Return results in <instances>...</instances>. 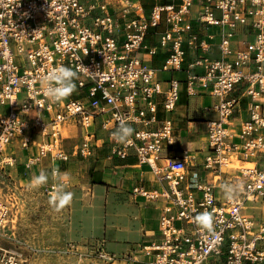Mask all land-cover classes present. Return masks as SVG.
Instances as JSON below:
<instances>
[{
    "label": "built area",
    "instance_id": "built-area-1",
    "mask_svg": "<svg viewBox=\"0 0 264 264\" xmlns=\"http://www.w3.org/2000/svg\"><path fill=\"white\" fill-rule=\"evenodd\" d=\"M160 1L144 9L129 0L115 3L121 8L111 0H0V170L19 164L27 174L64 172L71 156L83 162L93 156L102 132L111 155L124 158L132 149L163 185L141 192L162 204L159 240L138 247L147 264H264V223L247 212L264 203V0ZM149 35L155 44L146 42ZM159 52L166 53L161 71L182 72L183 81L157 78L145 56ZM60 65L87 69L78 71L71 96L50 103L42 80ZM182 86L187 96L201 89L215 99L204 108L215 114L206 121L210 153L203 168L210 182L197 172L188 179L190 156L165 147L174 144L170 115ZM243 104L246 118L236 131L231 119ZM117 117L134 129L131 143L113 139ZM70 127L85 132L67 151L63 132ZM223 151L251 166L227 167ZM43 160L49 165L42 167ZM224 184L237 186L233 199ZM205 211L213 216L212 232L195 220Z\"/></svg>",
    "mask_w": 264,
    "mask_h": 264
},
{
    "label": "rangeland",
    "instance_id": "rangeland-1",
    "mask_svg": "<svg viewBox=\"0 0 264 264\" xmlns=\"http://www.w3.org/2000/svg\"><path fill=\"white\" fill-rule=\"evenodd\" d=\"M211 105L208 101L203 107ZM84 132L81 128L65 129V149L70 151ZM103 135L98 132L99 137ZM15 154L18 162L23 159L20 151L16 150ZM236 157L237 167L249 166L242 163L239 154ZM190 161L188 158L185 162L186 171ZM47 163L43 160L41 166ZM93 164L92 157L83 162L79 156H71L65 190L74 193V197L72 203L60 211L49 203L46 189L49 181L40 188H30L33 173H25L21 165L17 164L11 172L0 170V264H113L103 255H114L112 248L123 243L118 234L121 227L126 222L130 228L137 219L121 197L107 198L104 192L92 188L95 182L92 174L97 172L93 171ZM249 206L253 207L247 212L264 223V203ZM125 242L130 243L132 239Z\"/></svg>",
    "mask_w": 264,
    "mask_h": 264
},
{
    "label": "crops",
    "instance_id": "crops-1",
    "mask_svg": "<svg viewBox=\"0 0 264 264\" xmlns=\"http://www.w3.org/2000/svg\"><path fill=\"white\" fill-rule=\"evenodd\" d=\"M120 1L124 3L123 0H115L111 1V3L114 8H121L119 4L115 5V3H120ZM129 1L134 5L140 4L144 9H148L154 4V0ZM162 1H160V3ZM162 30L163 27L161 26L158 31ZM210 31L219 32V30L215 28H212ZM146 42L151 45L155 44V37L149 35ZM210 55L216 57V50L214 49ZM165 56V52H159L152 58L145 56V59L156 70L157 78L160 80H165L173 76L183 81L184 74L182 72L171 73L161 71ZM164 86L165 84L162 83V87ZM208 101L213 103L215 99L207 95L201 89H197L196 95L187 96L182 86L175 111L170 115L173 122L172 136L174 144L165 147L173 156L182 157L183 152L190 156V168L187 171V177L190 180L194 172H197L201 181L210 182L212 179V175L208 174L203 168L204 159L210 153L206 142V121L215 117L214 113H206L204 111L203 105ZM245 109L246 105L243 104L241 106V112L234 113L231 119V123H233L236 131L239 128L240 122L246 118ZM157 116L159 119L164 117L161 107L158 109ZM99 138L104 142L103 144H98L99 147L94 150L92 156L94 162L92 165L94 166L93 171H97L96 174H92L95 176L93 177L95 182L92 188L96 191L104 192L107 198L112 195L117 196V198L121 197L125 200L124 204L131 207L130 211H134L133 216L137 219L135 223H131L130 228L127 227L125 222V225H123L120 232H118L123 243L115 244L112 248L115 251L114 256L116 257L113 264H147L150 258L144 256L138 247L149 245L151 242L159 240L158 223L162 204L159 200H149L145 198L141 192L160 190L163 185L157 181V177L151 170V167L146 163H141L132 149L127 150L126 157L119 158L111 155L110 143L106 141L105 136ZM164 152L165 151H163V153ZM161 156H163V154ZM235 162L237 163L239 161L233 156L232 160H229L227 166L229 168L237 167ZM68 164L64 165L67 172ZM48 165L47 163L46 166ZM162 165L163 159L160 158L155 161L156 167ZM249 166L251 165L249 164ZM45 171L48 170L46 169ZM128 238H131L132 242L124 243V240ZM136 243L137 245H135Z\"/></svg>",
    "mask_w": 264,
    "mask_h": 264
},
{
    "label": "clouds",
    "instance_id": "clouds-1",
    "mask_svg": "<svg viewBox=\"0 0 264 264\" xmlns=\"http://www.w3.org/2000/svg\"><path fill=\"white\" fill-rule=\"evenodd\" d=\"M80 69H87L84 66L76 70L73 68L60 65L52 68L42 80L43 94L50 103H59L76 91L75 80ZM119 120L118 127L112 132V137L117 143H131L134 129L124 119L117 117ZM54 182L52 191L49 193V203L56 210L60 211L69 206L74 197V193L66 191L69 173L61 172L58 168H53L51 174L41 170L38 175H33L28 186L30 188H40L48 184L49 179ZM227 199L231 200L237 193L238 188L235 185L224 184L221 186ZM196 222L208 232L213 231L214 219L211 213L205 211L197 214Z\"/></svg>",
    "mask_w": 264,
    "mask_h": 264
},
{
    "label": "bare ground",
    "instance_id": "bare-ground-1",
    "mask_svg": "<svg viewBox=\"0 0 264 264\" xmlns=\"http://www.w3.org/2000/svg\"><path fill=\"white\" fill-rule=\"evenodd\" d=\"M135 5H137V4H135ZM64 134V133H63ZM233 156H237V154L236 153H231V152H221V154H220V158H221V160H222V162L223 163H225V165L227 166L229 163V160H232V157ZM237 158V157H236ZM225 161H227V162H225Z\"/></svg>",
    "mask_w": 264,
    "mask_h": 264
},
{
    "label": "trees",
    "instance_id": "trees-1",
    "mask_svg": "<svg viewBox=\"0 0 264 264\" xmlns=\"http://www.w3.org/2000/svg\"><path fill=\"white\" fill-rule=\"evenodd\" d=\"M167 2H168V1H166V0H163V1L161 2V4H162V3H167Z\"/></svg>",
    "mask_w": 264,
    "mask_h": 264
}]
</instances>
